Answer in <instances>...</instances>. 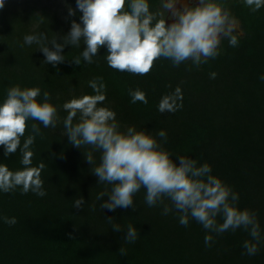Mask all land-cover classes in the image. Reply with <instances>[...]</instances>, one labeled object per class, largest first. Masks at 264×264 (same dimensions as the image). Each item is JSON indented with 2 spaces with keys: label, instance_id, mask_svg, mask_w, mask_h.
<instances>
[{
  "label": "trees",
  "instance_id": "trees-1",
  "mask_svg": "<svg viewBox=\"0 0 264 264\" xmlns=\"http://www.w3.org/2000/svg\"><path fill=\"white\" fill-rule=\"evenodd\" d=\"M60 1L61 6L49 0H5L0 9V99L13 85L38 86L41 93L51 94L61 118L55 129L40 125L42 135L32 145L33 166L45 164L41 178L47 195L22 194L19 188L0 193V217L17 220L8 225L0 219V264H264V243L254 256L242 247L245 240L251 241L247 231L208 233L195 220L182 226L177 213L162 215L163 205L148 207L144 189L133 197L135 211L100 210L96 195L111 186L97 184L83 154L90 146H72L62 124L67 115L62 105L74 96L94 94L88 81L103 77L104 103L122 126L135 125L153 134L165 130L164 147L173 158L183 155L198 165L208 163L212 174L238 193V207L256 213L264 234V81L259 79L264 74V8L252 12L242 0H224L240 25L237 47L224 40L221 54L199 68L190 61L173 67L161 58L148 74L139 76L109 67L103 47L94 63L82 60L77 66L70 60L84 45L66 46V60L56 68L43 62L35 45L20 47L26 33L64 35L71 20L79 22L81 13L68 17L65 7L67 3L75 9V0ZM150 3L155 6L156 0ZM178 85L183 108L161 114V96ZM137 88L146 93L148 104L131 103L129 89ZM32 123L39 122H26L25 136ZM94 156L98 163L99 153ZM20 159L19 150L5 158L0 147V162L10 170L22 167ZM79 197L85 204L72 207ZM114 224L122 232L113 231ZM129 224L139 233L135 243L124 240ZM206 235L213 237L211 246L204 243Z\"/></svg>",
  "mask_w": 264,
  "mask_h": 264
},
{
  "label": "clouds",
  "instance_id": "clouds-1",
  "mask_svg": "<svg viewBox=\"0 0 264 264\" xmlns=\"http://www.w3.org/2000/svg\"><path fill=\"white\" fill-rule=\"evenodd\" d=\"M242 2L252 12L264 8V0ZM4 5L5 0H0V9ZM65 7L68 17L76 16L77 11L81 13L79 22L70 21L66 34L51 32L49 37L46 32L33 31L26 33L20 44L22 48L35 45V50L43 54V62L53 68L65 62L66 46L81 49V45L83 50L70 60L77 66L82 60L94 63L103 47L109 67L133 75L148 74L154 61L161 58L169 60L173 67L190 61L199 68L221 54L224 40L230 47H237L242 34L238 20L231 8L225 7L224 0H156L155 6L150 0H75V9L67 3ZM215 77V72L210 73L211 79ZM259 79L264 81V74ZM88 85L94 94L74 96L62 105L67 113L62 119L63 135L78 149L90 146L91 150L83 154L91 173L97 177L98 185L111 186L110 190L105 188L96 195L100 210L132 208L135 211L133 197L144 189L148 207L163 205L162 215L177 213L182 226L187 227L190 220H195L208 233L216 234L242 228L251 237L242 247L247 255H256L264 243V234L256 213L238 207V193L213 175L208 163L198 165L190 156L173 158L164 147L165 130L153 134L138 130L135 125L122 126L116 112L104 103L107 85L103 77H94ZM128 94L133 104L149 102L139 88L129 89ZM51 100L48 91L41 93L38 86L22 88L19 84L8 87L0 99V147L5 158L19 150L22 165L10 170L6 163L0 162V193L19 188L22 194L47 195L41 178L45 164L33 166L32 145L42 135L40 125L55 129L61 120ZM182 108L183 93L179 85L163 94L157 104L161 114ZM28 121L39 123H32L25 136ZM97 152L98 163L94 156ZM84 204V198L79 197L74 199L72 207L79 209ZM0 219L8 225L17 223L15 217ZM113 231L122 232L119 224L113 225ZM138 234L137 228L129 224L124 240L135 243ZM212 242V235H206L205 245L211 246Z\"/></svg>",
  "mask_w": 264,
  "mask_h": 264
},
{
  "label": "rangeland",
  "instance_id": "rangeland-1",
  "mask_svg": "<svg viewBox=\"0 0 264 264\" xmlns=\"http://www.w3.org/2000/svg\"><path fill=\"white\" fill-rule=\"evenodd\" d=\"M51 3L57 6H61V1L60 0H49Z\"/></svg>",
  "mask_w": 264,
  "mask_h": 264
},
{
  "label": "flooded vegetation",
  "instance_id": "flooded-vegetation-1",
  "mask_svg": "<svg viewBox=\"0 0 264 264\" xmlns=\"http://www.w3.org/2000/svg\"><path fill=\"white\" fill-rule=\"evenodd\" d=\"M239 29H240V25H239ZM241 32V31H240Z\"/></svg>",
  "mask_w": 264,
  "mask_h": 264
}]
</instances>
